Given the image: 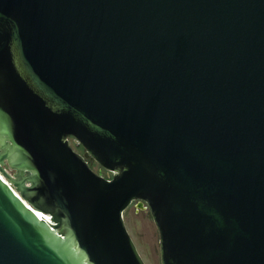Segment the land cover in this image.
Instances as JSON below:
<instances>
[{"label":"water","instance_id":"water-1","mask_svg":"<svg viewBox=\"0 0 264 264\" xmlns=\"http://www.w3.org/2000/svg\"><path fill=\"white\" fill-rule=\"evenodd\" d=\"M0 152V264H264V0H0Z\"/></svg>","mask_w":264,"mask_h":264},{"label":"rangeland","instance_id":"rangeland-1","mask_svg":"<svg viewBox=\"0 0 264 264\" xmlns=\"http://www.w3.org/2000/svg\"><path fill=\"white\" fill-rule=\"evenodd\" d=\"M73 145L81 153L84 152L81 145L75 143ZM0 154H4V152H0ZM3 162L11 173L21 176L17 169L10 167L8 159L5 158ZM90 164L96 171L101 170L105 176L108 175V171L103 169L96 161L93 160ZM124 219L146 264H161L159 231L149 210L141 208L139 203L134 201L125 210Z\"/></svg>","mask_w":264,"mask_h":264},{"label":"flooded vegetation","instance_id":"flooded-vegetation-1","mask_svg":"<svg viewBox=\"0 0 264 264\" xmlns=\"http://www.w3.org/2000/svg\"><path fill=\"white\" fill-rule=\"evenodd\" d=\"M77 145H80V144H77ZM4 152H5V149H4ZM91 161H93V160H91ZM26 174H27L26 172H21V177L23 178ZM136 201L138 203V200H136Z\"/></svg>","mask_w":264,"mask_h":264},{"label":"built area","instance_id":"built-area-1","mask_svg":"<svg viewBox=\"0 0 264 264\" xmlns=\"http://www.w3.org/2000/svg\"><path fill=\"white\" fill-rule=\"evenodd\" d=\"M112 172L111 171H108V175L106 176L107 178H110L112 176ZM104 175V174H103ZM105 176V175H104Z\"/></svg>","mask_w":264,"mask_h":264}]
</instances>
